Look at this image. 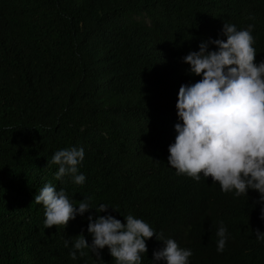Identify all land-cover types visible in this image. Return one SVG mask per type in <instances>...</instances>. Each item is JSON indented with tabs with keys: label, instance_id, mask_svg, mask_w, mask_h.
Wrapping results in <instances>:
<instances>
[{
	"label": "trees",
	"instance_id": "trees-1",
	"mask_svg": "<svg viewBox=\"0 0 264 264\" xmlns=\"http://www.w3.org/2000/svg\"><path fill=\"white\" fill-rule=\"evenodd\" d=\"M224 21L254 24L264 60V0H0V264H111L107 246L76 259L65 247L81 233L91 242L89 212L45 228L34 197L47 182L108 203L124 223L129 212L143 218L191 248L190 264H264L252 231H264L259 193L226 194L167 163L179 88L200 79L182 58L224 38ZM70 146L85 148L83 185L54 175L52 155ZM220 221L230 234L223 252ZM161 247L149 238L142 263Z\"/></svg>",
	"mask_w": 264,
	"mask_h": 264
},
{
	"label": "clouds",
	"instance_id": "clouds-1",
	"mask_svg": "<svg viewBox=\"0 0 264 264\" xmlns=\"http://www.w3.org/2000/svg\"><path fill=\"white\" fill-rule=\"evenodd\" d=\"M254 27L249 23L238 28L235 23L224 21V38L202 40L198 50L183 56V62L189 65L188 72L200 79L179 88V122L174 126L177 135L168 146L167 163L178 175L186 174L197 181L201 175L211 177L226 194L248 197L249 190L257 191L259 197L253 207L259 205L258 218L264 228V60H255ZM210 44L215 45L214 50ZM84 158L83 146L58 149L51 157V163L58 165L55 177L59 180L68 176L75 184L83 185L86 175L79 168ZM93 199L84 196L77 201L65 188L51 182L45 183L34 197L35 202L44 206L45 228L65 227L77 215L89 212L87 231L91 242L83 233L74 236V240H64L65 247L71 243L73 259L78 250L80 256L85 255L86 248L101 257V250L107 246L111 264H143L147 240L155 236L163 247L153 252L152 264H190L191 248L180 246L163 230L158 231L131 212L122 215L124 223L108 211L115 208L104 202L94 205ZM91 209L97 215L93 216ZM252 231L264 243V231ZM229 235L227 226L220 221L217 252L224 251Z\"/></svg>",
	"mask_w": 264,
	"mask_h": 264
},
{
	"label": "bare ground",
	"instance_id": "bare-ground-1",
	"mask_svg": "<svg viewBox=\"0 0 264 264\" xmlns=\"http://www.w3.org/2000/svg\"><path fill=\"white\" fill-rule=\"evenodd\" d=\"M143 95V94H142Z\"/></svg>",
	"mask_w": 264,
	"mask_h": 264
}]
</instances>
